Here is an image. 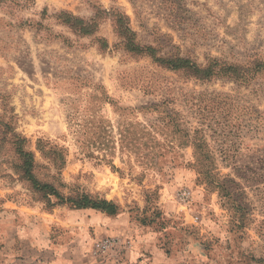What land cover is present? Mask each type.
Returning a JSON list of instances; mask_svg holds the SVG:
<instances>
[{
    "label": "rangeland",
    "instance_id": "rangeland-1",
    "mask_svg": "<svg viewBox=\"0 0 264 264\" xmlns=\"http://www.w3.org/2000/svg\"><path fill=\"white\" fill-rule=\"evenodd\" d=\"M54 216L113 225L98 263L264 264V0H0V245Z\"/></svg>",
    "mask_w": 264,
    "mask_h": 264
},
{
    "label": "crops",
    "instance_id": "crops-1",
    "mask_svg": "<svg viewBox=\"0 0 264 264\" xmlns=\"http://www.w3.org/2000/svg\"><path fill=\"white\" fill-rule=\"evenodd\" d=\"M84 214L88 213H72L71 215L79 217ZM75 220L71 228L64 225L61 227L62 220L55 216L52 220L46 219L39 231L37 228L31 230L28 227L22 229L12 227L10 236L13 243L0 245V264H177L179 260L162 249L158 241L149 235L139 236L140 243L133 245L132 250L127 251L121 261L108 259L106 262L103 260L102 263H98L90 258H82L80 246H76L82 238L81 231L85 234L86 231H91V233L102 232L103 235H112L115 234V230L112 224L109 227L103 226L104 222L99 224L97 217L90 220L84 230ZM53 226L59 229L56 230L57 236L53 235ZM22 232H25L24 240L20 235ZM0 235L3 236L4 233Z\"/></svg>",
    "mask_w": 264,
    "mask_h": 264
},
{
    "label": "trees",
    "instance_id": "trees-1",
    "mask_svg": "<svg viewBox=\"0 0 264 264\" xmlns=\"http://www.w3.org/2000/svg\"><path fill=\"white\" fill-rule=\"evenodd\" d=\"M24 155L28 156V158H23L24 159L23 166H25V164L28 162V159H29L28 154L25 153ZM24 173H25L24 178H26L27 180L32 181L34 179L33 177H31L30 172L27 171V169L24 170ZM46 191H48V186H42L41 192L44 193ZM51 195H55V194L51 193ZM70 203L78 209L79 208H99L97 206V203L91 204V202L89 201L88 198H83V199L77 200V201L76 200H74V201L70 200ZM95 204H96V206H95ZM103 204H106V202L104 201Z\"/></svg>",
    "mask_w": 264,
    "mask_h": 264
},
{
    "label": "built area",
    "instance_id": "built-area-1",
    "mask_svg": "<svg viewBox=\"0 0 264 264\" xmlns=\"http://www.w3.org/2000/svg\"><path fill=\"white\" fill-rule=\"evenodd\" d=\"M192 192L189 191V190H185L184 192H182L180 195H179V199L181 201H184L186 202L187 200H189L192 196L191 194ZM195 222H198L199 221V216H195ZM115 246V241L113 240H105L103 241L102 243H99L96 245V251H95V254H106L108 253L113 247Z\"/></svg>",
    "mask_w": 264,
    "mask_h": 264
}]
</instances>
